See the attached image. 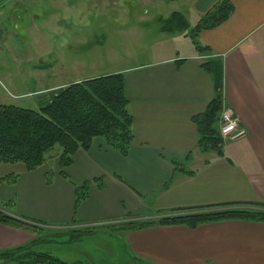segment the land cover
Masks as SVG:
<instances>
[{"label": "crops", "instance_id": "crops-1", "mask_svg": "<svg viewBox=\"0 0 264 264\" xmlns=\"http://www.w3.org/2000/svg\"><path fill=\"white\" fill-rule=\"evenodd\" d=\"M219 1L173 0L188 29L160 32L150 41L146 60L125 54V65L101 75H124L133 134L126 156L95 138L87 151L73 155L62 176L61 149L53 148L34 171L16 165L15 183L0 185V204L11 209L0 210L49 227L153 222L143 229H120L116 238L101 233L79 237L95 244L100 256L95 261L82 249L83 263L116 262L122 253L132 264H264V223L233 220L196 229L155 223L199 208L264 204V0H229V17L194 35L197 23ZM190 14L196 17L193 23ZM72 61L65 59L62 76L74 78L72 83H56L60 74L53 67L50 82L40 83L42 77L34 73L32 80L40 87L11 95L17 103L10 105L38 111L59 89L80 82L77 68L85 61ZM206 62L209 72L202 68ZM216 95L246 132L241 139L224 141L221 156L198 150L192 122ZM86 183V198L76 203V187ZM32 239L24 230L0 224V253Z\"/></svg>", "mask_w": 264, "mask_h": 264}, {"label": "trees", "instance_id": "trees-1", "mask_svg": "<svg viewBox=\"0 0 264 264\" xmlns=\"http://www.w3.org/2000/svg\"><path fill=\"white\" fill-rule=\"evenodd\" d=\"M233 11L229 0L217 2L197 23L194 35L223 23ZM159 31L172 34L184 32L189 24L178 12L167 19H159ZM209 72V63H203ZM124 75L122 73L80 81L59 89L40 110L32 111L14 105H0V165H20L23 172L41 167L45 155L55 146L61 149L59 173L69 167L73 155L87 151L95 138H101L110 148L126 156L133 139L132 120L127 110ZM224 109L218 95L205 110L192 118L198 131V150L221 156L223 140L219 133L220 115ZM17 175L0 178L2 183H15ZM96 182V181H95ZM101 187V185H100ZM89 183L76 187V203L84 200ZM156 221L159 226H185L196 229L200 225L222 221L264 223V204H228L181 212ZM0 224L21 229L33 236L28 243L0 253V261L7 264H68L54 257L41 236L49 228L45 224L13 217L0 210ZM152 222H133L130 229L138 230ZM44 233V234H45ZM72 238L71 241L77 240ZM77 264H84L83 262Z\"/></svg>", "mask_w": 264, "mask_h": 264}, {"label": "rangeland", "instance_id": "rangeland-1", "mask_svg": "<svg viewBox=\"0 0 264 264\" xmlns=\"http://www.w3.org/2000/svg\"><path fill=\"white\" fill-rule=\"evenodd\" d=\"M179 11L173 0H0V105H10L11 95L40 87L34 83V73L42 77L40 83L50 82L51 67L60 74L56 83H72L74 78H62L65 59L68 63L72 59V63L75 59L85 61L77 68L80 81L121 68L127 62L125 54L146 60L150 41L161 35L158 20ZM194 21L196 17L190 16V22ZM78 24L80 27H76ZM77 38L84 42H76ZM121 58L126 61L120 62ZM17 166L0 165V173L14 175ZM131 223L49 227L43 229L48 230L41 238L49 243L47 248L54 257L68 264L82 261V249L98 261L96 245L82 243L79 237L85 240L88 235L101 233L116 238L118 230L129 229ZM74 237L78 239L71 241ZM117 258L116 262L103 258L98 264H132L122 253ZM0 264L7 263L2 260Z\"/></svg>", "mask_w": 264, "mask_h": 264}, {"label": "built area", "instance_id": "built-area-1", "mask_svg": "<svg viewBox=\"0 0 264 264\" xmlns=\"http://www.w3.org/2000/svg\"><path fill=\"white\" fill-rule=\"evenodd\" d=\"M219 133L224 141H234L243 138L246 132L238 124V119L230 109L224 108L220 115Z\"/></svg>", "mask_w": 264, "mask_h": 264}]
</instances>
